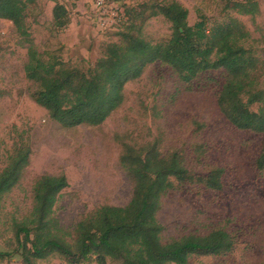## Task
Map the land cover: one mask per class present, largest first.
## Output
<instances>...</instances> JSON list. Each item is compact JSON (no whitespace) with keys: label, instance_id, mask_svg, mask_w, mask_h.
Masks as SVG:
<instances>
[{"label":"rangeland","instance_id":"1","mask_svg":"<svg viewBox=\"0 0 264 264\" xmlns=\"http://www.w3.org/2000/svg\"><path fill=\"white\" fill-rule=\"evenodd\" d=\"M171 1L189 10L191 26L200 17L206 19L208 31L232 18L242 22L251 33L246 45L260 60L258 84L264 91V0H256L260 13L254 17L233 9L243 0H118V5L132 11V22L149 41L160 43L170 38L171 24L161 15L152 16L150 7ZM58 3L69 13L65 29L54 23ZM93 4L94 0H37L29 19L37 51L71 68H93L106 46L119 42L130 26L120 23L101 30ZM29 46L12 22L0 20V171L22 143L32 150L22 181L4 200L0 251L16 248L12 224L30 214L38 177H67L69 187L58 199L55 217L73 232L99 207L129 204L134 182L121 158L127 148L155 146L163 154L180 153L194 175L223 171L220 190L200 182L176 185L165 195L158 214L163 242L221 228L235 237V250L224 256H192L189 264H264V172L257 167L264 134L237 130L221 112L218 94L225 71H208L189 88L170 67L151 64L138 80L126 85L125 103L102 125L65 128L34 99L38 87L25 71ZM0 264L23 263L17 255ZM38 264L68 263L53 255ZM84 264L97 263L93 259Z\"/></svg>","mask_w":264,"mask_h":264},{"label":"trees","instance_id":"2","mask_svg":"<svg viewBox=\"0 0 264 264\" xmlns=\"http://www.w3.org/2000/svg\"><path fill=\"white\" fill-rule=\"evenodd\" d=\"M36 4L37 0H0V20L12 22L29 43L25 71L38 87L34 99L63 127L102 125L125 103L126 85L138 80L147 66L160 63L170 67L189 88L208 71H225L226 80L218 94L221 112L237 130L264 134L260 60L246 45L251 33L236 18L208 31L205 18L191 26L189 10L180 3H155L150 7L152 16H163L171 24L172 34L168 40L153 43L132 22V11L125 8L128 31L120 34L119 42L106 46L93 68L82 71L37 51L29 31ZM233 9L252 17L260 13L256 0L236 2ZM53 18L60 29L69 25V13L62 4H56ZM31 153L30 146L22 143L0 171V224L4 200L22 181ZM121 164L134 182L129 204L99 207L81 219L73 232L65 230L55 217L58 199L69 187L67 177H38L30 214L12 224L16 248L0 251V260L18 255L23 264H38L58 255L68 264L93 259L97 264H189L192 256H224L235 250V237L221 228L165 243L164 226L158 219L163 198L176 185L201 182L220 190L221 169H213L205 177L194 175L180 153L163 154L155 146L127 148ZM257 167L264 172V143Z\"/></svg>","mask_w":264,"mask_h":264},{"label":"built area","instance_id":"3","mask_svg":"<svg viewBox=\"0 0 264 264\" xmlns=\"http://www.w3.org/2000/svg\"><path fill=\"white\" fill-rule=\"evenodd\" d=\"M93 8L98 13V26L103 31L126 21L125 8L118 5V0H94Z\"/></svg>","mask_w":264,"mask_h":264}]
</instances>
